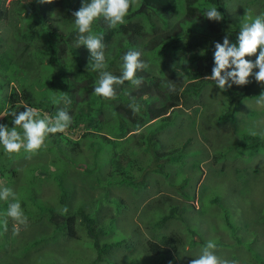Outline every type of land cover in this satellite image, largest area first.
<instances>
[{"label":"rangeland","instance_id":"374dc122","mask_svg":"<svg viewBox=\"0 0 264 264\" xmlns=\"http://www.w3.org/2000/svg\"><path fill=\"white\" fill-rule=\"evenodd\" d=\"M140 2L138 0L137 6ZM222 3L228 21L224 16L219 22L206 17V21L201 23L194 18L189 19L184 1L180 0L177 11L167 17L166 26L155 21V32L148 29L137 38L123 33L116 35L106 53L107 60L112 58L122 42L128 38L132 40L133 45L145 54L144 58L151 61L150 69L141 74L159 77L164 83L161 89L154 88L144 96L160 106L170 99V84L184 89L189 80L212 74L211 61L205 56L212 55L214 60L215 44H222L227 36L222 31L224 24L240 30L246 10L251 19L264 14V0H222ZM196 5L199 8L213 6L207 0H197ZM0 7L8 12L0 20V55L19 63L12 68H20L21 57L26 58V51L24 44L19 42L18 31L26 30L30 19L24 17L23 8L16 6V0H2ZM217 10L222 13L218 7ZM54 18L60 21L58 26L63 33L75 29L74 35L77 36L75 18L60 14H54ZM186 24L194 25V34L187 30ZM93 34L97 35L94 30ZM213 35L219 36L211 40L209 36ZM184 36L192 38L190 41L195 44L184 48L181 39ZM171 38L176 40L168 44L161 55L160 49ZM229 40L234 43L231 38ZM209 46L212 47L211 53L203 56L201 52ZM82 49L84 63L90 62V51L87 47ZM195 54L199 56L197 61L190 63ZM246 59L255 62L256 56ZM117 60L121 61L122 56ZM257 71L253 70L249 84H233V89L249 94L238 107L240 113H235L232 118L219 120L218 117L226 110L228 97L213 80L206 83L199 95L187 92L182 96L179 104L167 113L172 124L157 130L154 138L158 141L159 151L173 147L174 143L185 144L181 149L184 150L183 162L167 163L164 173L133 170L136 176L145 174L144 183L138 188L107 184L111 165L106 154L102 150L97 153L96 162L101 165V170L95 171L91 154H88L91 148H87L83 141L79 152L69 154V147L66 154L58 153L54 146H50L30 159L23 150L9 156L0 145V164L6 169L4 176H0V187L14 189L28 217L26 227L15 225L20 228L18 235H13L14 224L10 218L5 231L2 221L8 202L0 200V264H190L209 240L217 244L216 255L224 259L235 260L238 264H264V151L244 152L237 147L238 143L246 142L244 136L249 133L264 137V107L256 104V97L264 92V84L256 81ZM0 78L5 79L1 75ZM0 84L3 85L0 87L1 105L15 83L9 81L3 84L0 80ZM137 90L125 83L118 89V94H125L126 91L131 94ZM5 114L2 109L0 118ZM6 118L0 122L8 121ZM107 118L111 119L109 115ZM159 122L158 118L150 119L142 131L147 132ZM49 142L48 137L46 143ZM145 142L146 139L138 141L131 135L114 146L123 150L125 147L124 153L135 158L141 167H148L154 162L153 150L150 152ZM178 153L182 155L180 150ZM59 155L65 160L68 157L75 160V164L64 167ZM55 171H65L62 183L67 197L64 199L63 190L59 189L54 179ZM184 179L186 182L181 187ZM104 189H108L109 197L125 201L124 212L117 213L109 201H101L96 207L95 200ZM31 192L33 200H30ZM183 192L188 194V199L183 197ZM211 198L216 199L215 202H210ZM68 203L74 212L79 206L86 212H92L98 219L97 224L108 231L99 236V242L120 243L104 252L101 259L96 257L92 262V257L98 254L92 250V239L85 226L80 224V219L75 223L74 233L65 234L56 229L46 215L40 216L41 209L38 207L62 208ZM190 203L194 208L190 207ZM182 206H187L182 220L171 219L159 227L155 225L172 207ZM223 209L227 210L231 227L225 222ZM173 233L182 242L178 250L169 253L166 258L152 255L149 241H160V237L166 235L173 237Z\"/></svg>","mask_w":264,"mask_h":264},{"label":"trees","instance_id":"16d2710c","mask_svg":"<svg viewBox=\"0 0 264 264\" xmlns=\"http://www.w3.org/2000/svg\"><path fill=\"white\" fill-rule=\"evenodd\" d=\"M0 0V5H1ZM180 0H141L139 6L135 9H130L129 15L126 18L127 24L118 26L115 29L108 27L107 22L103 18L97 20L93 24V30L97 35H103L105 42L108 45L106 53L109 51L110 42L116 35L120 33L128 34L130 37L133 35L135 38L142 36L146 30L150 29L152 32L157 30L155 21H159L161 25L166 26L168 24L167 17L173 12L177 11V4ZM185 4V10L189 19H193L198 22L206 21L204 12L206 7L199 8L197 0H183ZM211 5L218 7L222 11L224 18L228 21L227 14L223 8L222 0H207ZM90 3L91 0H52L50 3H40L39 0H16V6H22L23 15L25 18L30 19L26 30H19V39L24 44V50L26 51V60L22 58L20 68H12L18 66V62L14 59H7L0 55V75L5 79H1L3 84H8L9 81L15 84L11 86V90L5 97L0 105V111L3 109L6 120L0 122L10 127L13 125V118L10 114L12 111H24V104L30 107H34L39 110L41 118L45 114L49 117H54L59 107H68L70 114L73 117V124L69 129L63 133L49 134L50 142L47 144V148L54 146V150L58 153H64L69 150V154L72 152H79L81 141L87 148H91L88 154H91L92 168L95 171L101 170V165L96 162V155L100 150L106 154L107 159L111 165L109 172V179L107 184L116 185L128 184L134 187L143 185L144 179L142 175L136 176L133 174V170L144 171H156L164 173V167L167 163H180L183 160V156L178 153L179 149L174 143L173 147H168L159 151L157 148V139L154 138V133L158 128L171 124L170 114H167L170 110L178 105L182 96L187 94L199 95L201 89L206 83L211 82L210 79H204L207 75H202L194 80H189L184 89L177 88L175 94L170 92V99H167L160 106L155 105L149 97L144 98L145 95H149L154 88L157 90L164 86L161 78L148 74L138 73L143 77V84L138 88L135 93L126 95L124 93L117 94L115 100H108L102 97H97L94 94V88L97 86L98 74L91 70H88L90 62L84 63L85 56L83 54L84 47H77L76 30H70L67 33H63L61 27L58 26V19L54 18V14H60L62 16L70 15L72 18L73 13L78 11L84 3ZM5 8L0 7V20H3L7 14ZM187 30L194 34L192 24H186ZM223 33L233 40L234 43H238L239 29L234 27H228L224 24ZM217 35L209 36L212 40ZM184 48H189L195 43H192L190 37L181 38ZM171 38L164 43L163 48L160 49V54H163L164 48L175 41ZM81 49V50H80ZM80 50V51H79ZM131 50H137V47L133 45L132 40L129 38L121 43L117 47L116 52L111 59L106 60L107 70L115 75H119L121 72V66L123 60H117L119 56H122ZM208 54L205 49L201 54ZM200 54V55H201ZM198 55L195 54L189 60L190 63L197 61ZM210 61H213L210 55L205 56ZM215 65L213 64L211 70ZM128 83V82H125ZM80 84L82 87H80ZM2 87V84H0ZM228 101L226 102V110L219 116V120L223 121L234 115L235 108L238 101L244 94H238L237 91L229 88ZM67 93L72 100L70 106L63 104L54 105L50 97L53 95H63ZM132 97L143 106L141 111L133 115L132 110L129 108V104L132 103ZM139 98L140 100H138ZM107 115L111 119L107 118ZM160 119V122L155 124L154 128H150L147 132L142 131V127L150 119ZM78 129V131H76ZM71 134H74L72 136ZM133 135L138 141L146 139V146L151 152L153 157L152 164L148 167H141L138 165L135 158L130 157L126 152V148H115V144L127 139ZM248 139L247 142L241 143L240 148L246 152H262L264 151V137L259 135H245ZM122 147V146H120ZM60 159L64 162V167L69 168V164H72L75 160L63 159L59 155ZM59 159V158H58ZM70 159V160H69ZM182 159V160H181ZM75 164V163H73ZM6 172L5 168H1L0 164V176H4ZM64 172H54V179L57 182L59 189L62 191V198L67 197V191L64 189L63 177ZM69 180V178H68ZM186 179L180 184L183 186ZM66 184V182H65ZM182 195L188 199V195L184 192ZM34 199V195L31 192L30 200ZM109 193L108 189H104L103 193L99 195V198L95 200L96 207H99L101 201L108 202ZM216 200V199H215ZM211 198L210 202H215ZM67 207L66 213L61 210ZM190 207L194 208V205L190 203ZM61 207H38L41 209L40 216H47L48 221L52 222V225L58 230H62V233L73 234L74 226L78 219L80 224L84 225L86 232L92 239V246L95 248L98 258L101 259V255L104 252L109 251L113 246L119 244L116 241L113 243H101L99 242V236L106 231L102 225L97 224V218L92 212H86L81 206L74 212L70 209V204H65ZM210 208V207H209ZM187 210V206L172 207L169 212L163 215L155 225L157 227L166 224L171 219L182 220L184 216L182 214ZM225 215V222L228 227H231V223L227 218V210L223 209ZM29 214L31 213L28 210ZM113 227V224H112ZM190 231V230H189ZM190 232L194 233L193 230ZM161 236L160 241H149V248L154 256H161L163 258L168 257L169 253L176 252L178 247L182 245L180 238L172 234ZM155 258V257H152Z\"/></svg>","mask_w":264,"mask_h":264},{"label":"clouds","instance_id":"9594fccd","mask_svg":"<svg viewBox=\"0 0 264 264\" xmlns=\"http://www.w3.org/2000/svg\"><path fill=\"white\" fill-rule=\"evenodd\" d=\"M39 2L50 3L52 0H39ZM137 4L138 0H91L90 3H84L78 11L73 13L75 17L74 24L77 29V47L80 45L87 47L90 51V64L88 70L98 74L97 86L94 88V94L97 97L115 100L118 89L123 86L125 82L139 88L144 81L143 77L139 76L138 73L148 71L151 67V61L144 58L145 54L143 52L131 50L122 57L123 64L120 74H113L107 70L106 51L108 45L105 42L104 36L93 34V24L101 18L107 22L108 27L111 29L126 25V18L129 15L130 9L137 6ZM204 15L213 21L219 22L223 20L222 13L219 12L214 5L208 7ZM223 34L226 35L225 33ZM215 49L213 60L215 63L211 61V67L213 64L215 66L211 70L212 74L210 76L206 74L207 76L204 79L213 80L222 92H226L225 94L227 97H229L227 92L229 88L237 91L239 95L244 94L238 101L234 111L235 115V113H240L238 107L241 102L245 101L249 93L233 89V84L238 86L249 84V77L253 75L254 69H258L255 73L256 81L264 84V14L257 15L254 19H251L246 10V15L241 19L240 23L238 43L230 42L229 38L226 36L222 44L219 42L215 44ZM207 51L211 53L212 47L209 46ZM210 56L213 58L212 55ZM251 56H256L255 62L246 59V57ZM168 87L171 93L175 94L177 92L175 84H170ZM125 94L131 95L127 91ZM50 100L54 105L63 104L70 106L72 103L67 93L63 95H53L50 97ZM256 104L257 106L264 107V92L256 97ZM142 107L143 106L136 98L132 97V103L129 104V108L132 110L133 115L138 114ZM23 108L24 111H12L8 113L13 118L12 122L14 127L9 128L7 125L0 123V145L3 146L4 152L9 156L12 154H19L23 150L28 154V158L30 159L32 155L47 149L48 145L46 141L49 134L63 133L69 129L74 122L68 107H59L54 117H49L45 114L43 118H41L38 109L30 107L27 104H24ZM4 117L5 115L0 118V121ZM247 135H255V133H249ZM247 140L248 139H246V142ZM241 143L244 142L238 143V148ZM184 146L185 144L182 143L176 144L175 146L180 150L182 156H184V150L181 149ZM182 162L183 160L181 163ZM143 172H145V170ZM144 175L145 174L142 175V178ZM118 186H125L127 188L139 187H134L125 183L119 184ZM109 199H111L109 202L112 203L117 213L126 210L125 201L122 198L109 197ZM0 200L8 202L7 210L4 214L5 218L2 221L4 230H8V220L10 218L14 224L13 235H18L20 228L15 225L26 227L28 224V217L25 215L17 193L11 187H0ZM198 208L200 207L198 206ZM61 211L66 213L68 209L64 207ZM91 248L95 250L93 246ZM216 249L217 244L209 240L201 249V254L197 258L192 259L190 264H238L235 260L224 259L216 255ZM96 253L95 250V254ZM96 257L99 259L98 256H93L92 262L95 261Z\"/></svg>","mask_w":264,"mask_h":264}]
</instances>
